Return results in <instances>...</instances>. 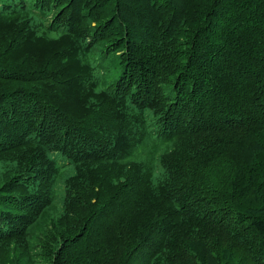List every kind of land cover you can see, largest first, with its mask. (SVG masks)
I'll list each match as a JSON object with an SVG mask.
<instances>
[{
  "label": "trees",
  "instance_id": "1",
  "mask_svg": "<svg viewBox=\"0 0 264 264\" xmlns=\"http://www.w3.org/2000/svg\"><path fill=\"white\" fill-rule=\"evenodd\" d=\"M0 264H264V0H0Z\"/></svg>",
  "mask_w": 264,
  "mask_h": 264
}]
</instances>
